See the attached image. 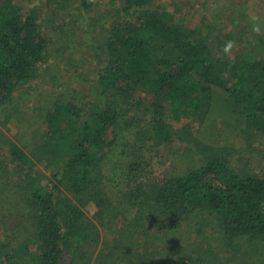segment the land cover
<instances>
[{
    "label": "trees",
    "instance_id": "1",
    "mask_svg": "<svg viewBox=\"0 0 264 264\" xmlns=\"http://www.w3.org/2000/svg\"><path fill=\"white\" fill-rule=\"evenodd\" d=\"M112 1L123 8L100 47L106 61L96 99L84 106L53 99L38 157L56 172L45 183L28 175L22 185L33 212L35 264H64L67 257L90 264L102 240L96 222L106 227L124 214L137 216L122 224L112 249L103 250L95 264H153L152 239L139 260L131 254L139 247L134 235L175 231L195 218L201 227L209 217L230 240L264 243V176L240 175L225 158L210 156L181 175L154 182L145 160L148 140L159 145L189 140L193 123L200 126L219 108L237 114L250 132L264 133V60L219 56L188 27L182 0H171V11L161 0ZM48 48L36 17L24 15L12 0H0V119L18 88L38 78ZM143 92L152 95L151 105ZM166 120L187 123L176 130ZM8 147L21 168L37 166L17 144ZM88 204L97 209L94 220L84 211ZM3 251L0 247V264H17L16 256ZM175 264L208 262L188 255Z\"/></svg>",
    "mask_w": 264,
    "mask_h": 264
},
{
    "label": "rangeland",
    "instance_id": "2",
    "mask_svg": "<svg viewBox=\"0 0 264 264\" xmlns=\"http://www.w3.org/2000/svg\"><path fill=\"white\" fill-rule=\"evenodd\" d=\"M12 1L24 15L36 17L48 41L49 55L38 78L18 88L0 119V159L5 162L0 166V247L4 248V253L11 252L16 256L17 264H35L39 252L38 243L34 241L33 212L25 203L22 185L28 175L32 174L45 183L56 172L38 157L47 131L46 113L50 111L54 98L65 97L64 100L76 101L82 106L96 99L98 79L106 61L100 47L123 7L112 0H92L93 4L86 7L80 0ZM161 1L168 4L170 11L175 6L171 0ZM182 1L185 3L182 17L188 27L207 38L219 56L236 59L247 55V59L264 60V0ZM245 14L248 19L242 17ZM65 87L69 89L68 98ZM141 97L147 105L152 104L153 97L149 93L143 92ZM145 121L143 126L150 123L151 117ZM166 121L176 130L187 123ZM193 126L192 137L186 141L175 138L176 141L159 145L148 140L145 160L154 182L181 175L204 164L210 156L225 158L240 175L264 176V133L250 132L237 114L221 108L212 111L200 126L197 123ZM9 143L22 148L37 166L21 168L12 160ZM62 189L63 194L72 198L64 185ZM84 211L94 220L97 209L93 204H88ZM124 215L106 227L96 222L102 240L90 257V264H95L103 250L108 253L112 249L122 224L137 216L136 213L126 214L128 218ZM207 218L208 223H201V227L195 218L175 231L157 235L151 232L149 238L134 235L139 247L131 254L139 260L145 254V243L152 239L154 247L150 246L148 252L153 264H175L177 260L185 261L188 255L199 257L208 264H264V243L251 242L248 238L230 240ZM128 236L131 238L130 233ZM110 262L108 264H112ZM114 262L126 264L128 261ZM64 264L87 263L80 257H67Z\"/></svg>",
    "mask_w": 264,
    "mask_h": 264
},
{
    "label": "clouds",
    "instance_id": "3",
    "mask_svg": "<svg viewBox=\"0 0 264 264\" xmlns=\"http://www.w3.org/2000/svg\"><path fill=\"white\" fill-rule=\"evenodd\" d=\"M228 47L230 48V47H231V45L229 44V45H228ZM227 50H228V48H226V49H225V51H227Z\"/></svg>",
    "mask_w": 264,
    "mask_h": 264
}]
</instances>
